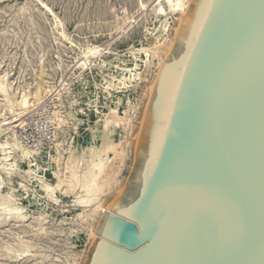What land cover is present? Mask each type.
Wrapping results in <instances>:
<instances>
[{
    "label": "water",
    "instance_id": "water-1",
    "mask_svg": "<svg viewBox=\"0 0 264 264\" xmlns=\"http://www.w3.org/2000/svg\"><path fill=\"white\" fill-rule=\"evenodd\" d=\"M135 161L85 264H264V0H192Z\"/></svg>",
    "mask_w": 264,
    "mask_h": 264
},
{
    "label": "bare ground",
    "instance_id": "bare-ground-1",
    "mask_svg": "<svg viewBox=\"0 0 264 264\" xmlns=\"http://www.w3.org/2000/svg\"><path fill=\"white\" fill-rule=\"evenodd\" d=\"M191 2L192 0H127L120 9L110 5L113 16L105 23L108 27V33L105 35L110 39L104 42L99 40L103 36L101 33H104L100 22L93 25L88 23L90 28L88 35H91H85L86 37H76L68 31L66 25L67 19H70L68 12L74 10L69 3L64 6L63 11L66 12L64 19L55 15L51 24V40L46 37L48 35H44L45 22H42L43 19L40 20L41 17L31 6L23 5L18 8L17 5L15 8H18L15 15L1 30L6 32L11 28L13 34L6 36L10 32L8 31L5 36L4 34L3 37L0 36V172L7 176L8 180L16 175L28 180V175L39 170V163L36 164L37 168H33L34 162L37 161L35 157L39 154L21 144L16 128L23 124L22 117L30 112L31 108L42 105L44 99L51 95L56 98L53 112L58 120L54 131L55 153L50 155L49 164L51 167L56 165L54 173L57 182L48 183L39 177V174L36 177L48 201L50 199L56 203L60 202L56 195L58 192L73 195L78 191L74 199L77 213L71 219L62 218L60 223H54L50 222L51 220L47 221L43 213L28 216L23 207L14 202V198L9 195L4 197L0 187V228L13 221L22 225L27 224L29 228L28 231L25 226L27 233H32V238L29 237L31 239L20 238V245L26 244L22 249L24 254L40 242L44 247L53 245L49 244L50 241L45 242L47 239L55 240L51 233L64 232L68 229L72 234L78 231L77 227L87 226L86 249L83 254H76L71 259V264L86 263L105 211H111L113 203L125 192L128 177L122 179V173L130 156L131 164L134 161L144 115L157 76L165 59L172 53L180 24ZM42 4L45 5V9H49V13L53 11L47 3L43 2L40 6ZM6 9L0 8V13ZM9 10L11 13V8ZM100 10L101 8L96 7L93 13L96 14ZM151 15L156 20L153 24H150ZM92 22L94 23V20ZM23 23L30 29L28 32L25 30L27 32L25 36L19 34L23 30ZM136 29H139L147 43L142 39L139 46L133 45L123 50L115 46L118 40L130 39ZM76 30L81 34L82 28L79 24ZM92 33H95V36H92ZM93 37L97 39L94 40ZM86 69H90L92 73L98 70L106 81L102 84L95 80L97 93L95 100L92 101L98 114L95 132H100L101 143L93 145L90 150L78 156L72 149L70 130L80 124L81 113H86V108L83 92L76 93L72 88V82L75 78L83 76ZM79 70L83 71L78 74ZM142 84L143 93L138 102H134L133 91ZM121 92L128 94L123 112H120ZM102 95L105 99L111 98L115 104L108 106L105 114L100 110ZM118 128H123L124 135L122 139L115 141L113 136L116 135ZM23 162L30 167L27 172L21 168ZM131 167L132 165L128 166L129 169ZM4 183L5 181H2L0 186ZM67 225L70 226L65 228ZM18 259L19 255L12 256V260Z\"/></svg>",
    "mask_w": 264,
    "mask_h": 264
},
{
    "label": "rangeland",
    "instance_id": "rangeland-1",
    "mask_svg": "<svg viewBox=\"0 0 264 264\" xmlns=\"http://www.w3.org/2000/svg\"><path fill=\"white\" fill-rule=\"evenodd\" d=\"M70 1L71 0H51V1L50 0L49 1L48 0L47 1L46 0H32V2H31V0H0V5H1L0 8H2V7L4 9H6L7 7L9 9L11 8V13H10V10L8 8L6 10L7 11L9 10L8 11L9 13L6 10H5L6 12L2 11L0 13V15H1L0 16V36H2L3 34H4L3 36H5V34L8 33V31H10V32L8 33V35L6 34V36H10L13 34L12 33L13 31L11 28H9L10 30H7L6 32L1 31V30H2V28H5L6 24L9 23V20L13 17V15H15V13H16L15 10L17 11L19 6L29 5V6H31V8H33V10L36 12L37 15L39 14V16L41 17L40 20L43 19L42 22L43 21L45 22V23L43 22L44 25L46 26V27L44 26L45 30H46V33L44 35L45 36L48 35L46 37L49 40H51V36H50V32H52L51 24L55 18V15L64 19L65 18L64 15H66V12L63 11L64 6L66 3H69ZM76 1H77V3H76ZM80 1L79 0H72V2L69 3V4H71V6L73 7L74 10H70L68 12L70 14V17H69L70 19H67V24H66L68 31L70 33H72L73 35H75L76 37H78V36L79 37H86V36L91 35V34L88 35V33L90 31V28H88L89 25H93L95 23L100 22V24L103 25L102 28L104 30V33H101L103 36L99 40L101 42L107 41V39L109 40L110 39L109 36L105 35L108 33V27L105 25V23H106V21L111 20L112 16H113V12L111 11L109 6L112 5V7H115V8L117 7L116 9H118V8L120 9V7L125 5L124 3L127 2V0H87L88 2L86 0H80ZM89 1H90V3H89ZM43 2L47 3L51 7V9L53 10L51 12L52 14L49 13L50 12L49 9H45V7H44L45 5L43 6V4H42V6H40V4ZM21 3H22V5H21ZM17 5H18V8L15 9L17 7ZM80 5H81V7H80ZM35 6L38 8H35ZM96 7L101 8V10L95 14V13H93V11ZM61 8H63V9H61ZM76 8H78V10ZM39 11L40 12L43 11V12L39 13ZM72 11H75V12H72ZM109 11H111L112 13ZM102 12L103 13L105 12V13L103 14ZM3 13H5L6 16H5V14L3 15ZM10 14L12 16H10ZM78 14H79V16H78ZM44 15L46 18L44 17ZM74 15H76V16H74ZM86 16H87L88 20L86 19ZM106 16L107 17L110 16V17L106 18ZM82 19H84V20H82ZM149 19L151 22L150 24H153L156 21L154 19L153 15H151L149 17ZM93 20H94V23L92 22ZM46 21H48V22H46ZM77 21H78V23H77ZM80 21L83 23H81ZM103 21H104V23H102ZM80 23H81V25H80ZM88 23H89V25H88ZM78 24L82 28L81 34H78V31L76 30ZM22 26H23L24 31L22 30L23 31L22 32L21 29H19L21 32L19 30H18V32H20L19 34H21V36H25L27 34L28 30H30V29L28 27H26L24 25V23L22 24ZM151 26H153V25H151ZM24 28H26V29H24ZM49 28H50V30H49ZM86 28H88V30H86ZM16 29H18V28H16ZM22 34H24V35H22ZM97 34L98 33H96V35ZM132 35L133 36H131L130 39L118 40L117 43H115V46H118V48L120 50H123V49H127L133 45L139 46L141 44L142 39L144 42H146V43L148 42L144 38V36H142L139 29H136V31ZM92 36H95V33H92ZM93 39L96 40L97 38L93 37ZM11 50H13V48H11ZM127 59H130V57H127ZM81 71H83V70H79L77 73L79 74ZM107 72H109V71H107ZM95 80L98 81L99 83H102V84L106 83L105 78L102 76L101 73H99L98 70H94V73H92L90 69H86L83 76H81L79 78H75L72 82V88L76 93L77 92L78 93L83 92L82 96H84L83 100H85L84 101V107L86 108V113H81L82 121L80 122V124H78V126L76 128H74L73 130H70V136H72V147H73L72 149H73L74 153L78 156H80L84 152H87L88 150H90L93 145H99L101 143L100 132H95V131H97L98 114L96 113V105L94 102H92L93 100H95L96 93H97V89H96V86L94 84ZM143 86H144V84L138 86L136 88V90L133 91L132 100L134 102H138V99L142 95ZM119 98L121 99L120 112H123L125 110V104L128 100V94L125 92H121V93H119ZM55 100H56V98L54 96L52 97L51 95H48L47 98H45L44 101L42 102V105H39L38 107L31 108L30 112H28L26 115H24L22 117V121L24 122L22 125H25V126H23V130H21L22 125L16 128V132H17L18 136H19L20 132L23 131V132H25L24 135L28 136L29 141L34 142V143H36V141H37L38 147H41L40 150H37V153L39 155H37L35 157L37 159V161H35L36 163L34 162V167H33V168H37L36 164L39 163L40 164L39 170L37 171V173L32 172V174L28 175L29 176L28 180L25 178L19 177V175H16V176H14L8 180L7 176L2 175L0 172V183L2 181H5V183L2 184L0 187H1L2 194L4 193L3 194L4 197H6V195L8 197V195H9V197L11 196L12 199L14 198L13 199L14 202L19 204L21 207H23V211L28 216L43 213L46 216L47 221L51 220L50 222L60 223V220L62 218H70L71 219V217L77 213V211L74 207V199H75V196L78 195V191H75V193H73V195L72 194L67 195V194L58 192L56 195L59 197L58 199L61 200L60 202L56 203L55 201L53 202V200H50V199L48 201V197H47L45 191L42 189L40 181L36 177L39 174V177L46 180V182H48V183L55 184L57 182L56 175L54 173L55 169H56V165L51 167L49 164L52 154L54 155V153H55V144H56V142L53 141V137H52L53 134H52V130H51L53 128V124L55 126L57 124V120H58V118L55 116V114L53 112ZM112 101L113 100L111 98L105 99V97L102 95L101 102H100V110H101V112L104 111L102 114H105L107 112L108 106L115 105V104H113ZM36 109H37V111H36ZM115 134L116 135L113 136L115 141L122 139L123 138L122 136L124 135L123 128H118ZM30 149H32V148H30ZM32 150H34V149H32ZM0 157H1V155H0ZM135 162L136 161H135V157H134V161L131 164V156H130V160L129 159L127 160V166L125 167V169L122 173L123 174L122 179L124 177H128L127 179H129V177L132 173V170L135 166ZM130 165H132V167L129 169L128 166L130 167ZM21 168L24 172L25 171L27 172L28 170H30L29 165L25 162L21 163ZM2 177L4 179H2ZM6 178H7V180H6ZM62 206H64V207H62ZM0 207H1V205H0ZM64 209H66V210H64ZM69 222L70 221H68V223ZM26 225L27 224L22 225L21 223H16V222L12 221V222H8L7 224H5L3 228H0V264H44V263L45 264H71V259L73 258V256H75L76 254H83L84 250L86 249V245L88 243L87 242V238H88L87 226H85L83 228L77 227L78 231H76L72 234L69 232L68 229H66L64 232H55L54 234L51 233V235H52L51 237H53L55 240L53 239L54 241H52L50 239H47V240H45V242L50 241L49 244H53L54 247H53V245H51L52 247L50 245H49L50 247L48 245H46V247H44L43 244H41V242H40L39 245L36 244V246H38V247L35 246V247L31 248V251L24 254L22 249L24 247H26V244L24 243V244L20 245V242H19L21 240L20 238H23L25 240L32 238V236H31L32 233H27V231L25 229ZM69 226L70 225H67L65 228H68ZM26 228L29 231V228L27 226H26ZM18 234L20 235V237ZM29 237H31V238H29ZM18 242H19V244H18ZM57 245H58V247H57ZM55 247L59 248V249H56ZM15 255H19V259L17 261L12 260V256H15Z\"/></svg>",
    "mask_w": 264,
    "mask_h": 264
},
{
    "label": "built area",
    "instance_id": "built-area-1",
    "mask_svg": "<svg viewBox=\"0 0 264 264\" xmlns=\"http://www.w3.org/2000/svg\"><path fill=\"white\" fill-rule=\"evenodd\" d=\"M23 126H25V125H22L21 130H23ZM55 126L53 124V128L51 129L52 130V134H53L52 137H53V141L54 142L56 141L55 135H54V131L56 129ZM24 134H25V132H23V131H21L20 134H19V139H20L21 144L24 145V146L30 147V148L34 149L35 151L40 150L41 147H38V142L36 141V143H34V142L29 141L28 136L24 135Z\"/></svg>",
    "mask_w": 264,
    "mask_h": 264
}]
</instances>
